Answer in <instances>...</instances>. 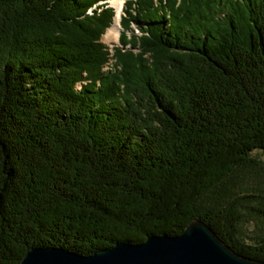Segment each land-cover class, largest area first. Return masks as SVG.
<instances>
[{
  "label": "trees",
  "instance_id": "1",
  "mask_svg": "<svg viewBox=\"0 0 264 264\" xmlns=\"http://www.w3.org/2000/svg\"><path fill=\"white\" fill-rule=\"evenodd\" d=\"M102 1L0 0V264L197 217L264 260V0H127L114 54Z\"/></svg>",
  "mask_w": 264,
  "mask_h": 264
},
{
  "label": "water",
  "instance_id": "2",
  "mask_svg": "<svg viewBox=\"0 0 264 264\" xmlns=\"http://www.w3.org/2000/svg\"><path fill=\"white\" fill-rule=\"evenodd\" d=\"M22 264H264V260L242 254L212 224L197 217L181 234H152L146 241L119 242L92 254L63 245L35 246Z\"/></svg>",
  "mask_w": 264,
  "mask_h": 264
},
{
  "label": "rangeland",
  "instance_id": "3",
  "mask_svg": "<svg viewBox=\"0 0 264 264\" xmlns=\"http://www.w3.org/2000/svg\"><path fill=\"white\" fill-rule=\"evenodd\" d=\"M102 2H104V0ZM109 4H113L112 0H109ZM109 30H110V28L104 33L103 41L106 42L108 45H110L113 49V46L120 44V36H119L117 41L109 40L107 37ZM136 31L139 33H142L138 28L136 29ZM113 67H115V66L111 65V67H110V62L105 66V68H108V69H111ZM79 86H80V84H79ZM244 219H245V221L243 223V231H244L245 235L247 236V238L251 240L252 236H254V234H255L256 229H258V228L256 225L255 228L251 229L250 226L253 225L254 223L258 224V222H260V218H259V216L255 215V214L247 213V215L244 217Z\"/></svg>",
  "mask_w": 264,
  "mask_h": 264
},
{
  "label": "bare ground",
  "instance_id": "4",
  "mask_svg": "<svg viewBox=\"0 0 264 264\" xmlns=\"http://www.w3.org/2000/svg\"><path fill=\"white\" fill-rule=\"evenodd\" d=\"M127 0H112L113 4L117 7V13L115 17V22L110 27L109 33H108V39L111 41H117L119 38V30L121 27V19H122V12L124 9V5ZM80 86H82V82L80 83Z\"/></svg>",
  "mask_w": 264,
  "mask_h": 264
}]
</instances>
